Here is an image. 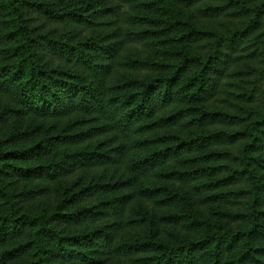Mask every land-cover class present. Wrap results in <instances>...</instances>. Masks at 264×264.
Listing matches in <instances>:
<instances>
[{"label": "trees", "instance_id": "16d2710c", "mask_svg": "<svg viewBox=\"0 0 264 264\" xmlns=\"http://www.w3.org/2000/svg\"><path fill=\"white\" fill-rule=\"evenodd\" d=\"M0 94V264H264V0H0Z\"/></svg>", "mask_w": 264, "mask_h": 264}, {"label": "rangeland", "instance_id": "374dc122", "mask_svg": "<svg viewBox=\"0 0 264 264\" xmlns=\"http://www.w3.org/2000/svg\"><path fill=\"white\" fill-rule=\"evenodd\" d=\"M234 21L233 18L227 19L225 20V25L230 24ZM8 106V101L5 99V96L0 94V111L3 108H6ZM145 188V192H144V196L141 198L142 204L145 207L146 210L150 211V213H154L157 210L156 204L159 203V198L156 197V195H152L151 194V189H153L155 187V184L153 182L152 179H150L147 184L144 185ZM149 195V196H148ZM204 214H207V212Z\"/></svg>", "mask_w": 264, "mask_h": 264}]
</instances>
